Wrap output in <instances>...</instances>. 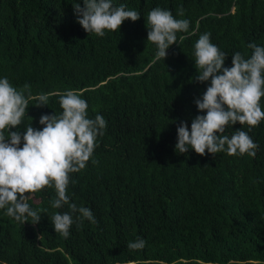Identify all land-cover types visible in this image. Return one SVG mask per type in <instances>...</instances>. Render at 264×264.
I'll return each mask as SVG.
<instances>
[{
	"label": "trees",
	"instance_id": "16d2710c",
	"mask_svg": "<svg viewBox=\"0 0 264 264\" xmlns=\"http://www.w3.org/2000/svg\"><path fill=\"white\" fill-rule=\"evenodd\" d=\"M111 2L141 18L99 37L78 23L73 7L83 0H0V78L18 90L28 84L33 97L51 94L47 105L30 100L9 134L22 138L30 124L42 130L43 115L62 113L56 93L68 90L87 101L88 118L99 114L107 125L67 189L69 202L91 209L97 222L81 224L74 214L65 238L51 223L54 213L69 211L51 207L55 189L26 194L40 222L21 224L0 209V264H264V120L250 132L237 123L224 133L248 132L255 157L175 149L180 124L190 131L206 115L195 101L210 80L195 79V43L210 33L226 68L234 53L250 58V43L264 47V0ZM157 7L190 21L164 60L147 41V15ZM137 238L145 248L129 250Z\"/></svg>",
	"mask_w": 264,
	"mask_h": 264
},
{
	"label": "clouds",
	"instance_id": "9594fccd",
	"mask_svg": "<svg viewBox=\"0 0 264 264\" xmlns=\"http://www.w3.org/2000/svg\"><path fill=\"white\" fill-rule=\"evenodd\" d=\"M73 8L83 29L99 37H103L106 30L120 29L125 20L135 22L141 18L138 11L126 10L124 5L114 6L111 0H83V7L77 4ZM178 15L183 17L184 10L179 9ZM189 26V20L176 19L169 10L159 7L151 10L147 15V41L157 46L155 59L164 60L169 47L177 43V33L188 32ZM210 36V33L200 35L194 45L195 79L201 83L210 80L202 99L195 101L198 111L206 115L196 116L190 131L186 122L180 124L176 152L185 154L192 149L200 156L207 151L212 155L226 152L229 156L255 157L258 144L248 132L264 120L260 106L264 97V47L250 43L251 57L234 53L232 66L226 68L227 56L211 43ZM49 95L42 93L33 97L28 84L18 90L6 77L0 78V209H6L5 214L21 224L28 223L29 218L33 225L38 224L41 215L26 202L30 199L26 194L54 188L56 198L51 201V207L60 209L67 205L69 211L54 213L51 223L55 233L67 238L74 214L81 224L84 219L93 224L97 222L91 209L77 208L75 203L69 202L67 189L69 174L85 168L96 147L97 137L103 135L107 125L99 114L94 119L88 118L87 101L75 90H68L56 93L62 113L59 116L43 115L39 120L44 126L42 130H36L30 124L22 138L18 131L9 134L10 128L22 124L30 100L35 99L36 107H40L47 105ZM237 123L247 125L248 132L241 129L230 137L224 135L228 125ZM21 139L23 147H20ZM145 246L146 241L142 238L127 244L133 251L143 250ZM128 264L138 262L130 260Z\"/></svg>",
	"mask_w": 264,
	"mask_h": 264
}]
</instances>
